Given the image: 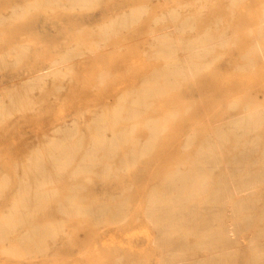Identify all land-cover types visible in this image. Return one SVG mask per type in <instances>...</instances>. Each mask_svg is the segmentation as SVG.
<instances>
[{"label":"rangeland","instance_id":"rangeland-1","mask_svg":"<svg viewBox=\"0 0 264 264\" xmlns=\"http://www.w3.org/2000/svg\"><path fill=\"white\" fill-rule=\"evenodd\" d=\"M25 8L28 11L21 14ZM165 13L174 20L162 19ZM0 29V60L7 62L0 71V103L9 105L17 87L45 74L60 57L69 59L58 79L44 77L29 92L26 111L0 122V181H9L0 197V221L18 199V168L39 149L44 136L59 128L76 130L83 143L79 162L91 144L96 121L129 96L136 99L154 73L168 66L171 60L149 57L156 39L166 35L184 46L211 45L208 54L194 60L192 78L161 82L163 90L145 100L142 119L162 126L151 148L131 165L122 163L125 154L147 140V130L137 125L114 155L109 178L75 176L76 165L58 176L62 195L77 193L102 207L122 208L117 218L107 223L90 216L71 220L50 209L0 241V264L164 263L168 246L148 218L150 201L157 197L167 202L168 178L178 172L194 175L197 160L204 157L222 162L205 165L208 186L190 202L202 214L200 224L207 216L203 208L219 184L253 177L254 194L246 196L253 227L235 236L231 250L215 253L198 245L204 237L220 236L232 221L227 214L219 222L211 218L205 235L183 232L187 262L253 263L252 242L264 247V0H93L74 7L46 0H0ZM256 44L263 55L256 53ZM106 137L111 140L113 133L106 132ZM239 203L246 200L235 196L218 205L229 210ZM51 220L65 228L43 250H15L26 230Z\"/></svg>","mask_w":264,"mask_h":264},{"label":"bare ground","instance_id":"bare-ground-1","mask_svg":"<svg viewBox=\"0 0 264 264\" xmlns=\"http://www.w3.org/2000/svg\"><path fill=\"white\" fill-rule=\"evenodd\" d=\"M92 1L46 0V2L54 4H67L68 7L84 6ZM27 11L28 8H25L21 14H25ZM13 16L16 19L18 18L15 13ZM162 19L172 22L174 16L171 13H165ZM170 29L175 33L173 27H170ZM1 33L0 29V38L3 37ZM254 37L256 38L255 35ZM225 42V39L220 40V44ZM147 48L149 49V47ZM210 48V44L184 46L177 39L166 35L156 39V44L151 48L149 57L171 60L170 63L165 69L154 73L153 79L148 82V86L141 89L136 99L132 95L129 96L118 107L108 111L96 121L90 136L91 144L79 162H76V157L81 153L83 143L82 136H79L76 130L59 128L49 137L44 136L39 149L34 151L27 162L18 168V199L14 202L11 214L0 221V241L14 234L19 228L30 224L31 220L38 214L50 209L71 220L83 216L94 217L105 223L115 220L121 213L122 208L102 207L93 201H85V198L77 193L62 195L56 185L58 176L68 168L76 165L72 170V174L75 176L94 174L102 180L109 178L112 173L111 161L117 151L121 149L122 141L133 134L137 125H141L147 130V140L145 143H138L137 149L134 148V151L125 154L122 159V163L131 165L135 157L143 154L154 145L157 133L162 129V126L158 125L156 121L142 119L148 107L145 100L151 96H157L163 90L162 87H159L161 82L170 84L179 76L192 78L196 71L194 60L204 57L208 54ZM255 51L263 55L258 44L255 46ZM178 52L182 54L180 57L176 55ZM68 60L67 56L60 57L59 60L53 62L51 68L45 74L31 80L26 85L17 87L9 96V105L0 103V122L14 112L26 111L30 104L29 92L34 88H38L44 77L53 76L58 79L62 67ZM6 63L5 58L0 60V71L6 67ZM162 122L165 124V119ZM108 131L113 133L111 140L106 137ZM221 162L220 158L213 161L207 159V157L200 158L196 162L198 165L194 175L178 172L170 176L166 182V190L171 195L168 201H171L174 207L170 206L168 201L162 202L157 197L151 199L148 218L159 232L160 240L168 246L162 264L188 263L186 259L188 242L185 236H181L182 233L207 234L212 227V224H210L211 218L219 222L227 214L232 219V221L225 224L219 233L220 236L204 237L199 242L198 248L210 250L213 253L221 248L223 251L218 252L231 250L230 246L237 242L235 236L253 227V216L250 212L251 203L250 199L246 197L254 194L256 181L253 177L233 178L230 180L229 185L219 184L216 193L210 198V203L205 204L203 208L207 212L204 224H200L199 219L202 218V214L197 212L196 205L190 204L192 200L203 194L208 186L209 176L206 174L205 165ZM219 181V183L222 182ZM8 184V180L0 181V197ZM188 185L191 187H188ZM85 189L86 187H83L81 190ZM235 196H241L246 200V203H239L238 206L229 210L224 205H218L221 202L227 203ZM55 202L56 206L52 208L51 204ZM229 211L230 214H228ZM111 213H114L115 216L108 215ZM240 215H243L242 219L239 218ZM64 228L63 223L52 220L31 227L21 235L15 250L22 254L30 253L34 249L43 250L46 242L55 240L64 231ZM252 243V264H264V247L257 241ZM193 264H217V261Z\"/></svg>","mask_w":264,"mask_h":264}]
</instances>
